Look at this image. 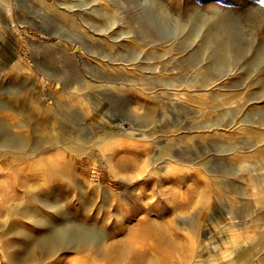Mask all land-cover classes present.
Wrapping results in <instances>:
<instances>
[{"label": "rangeland", "instance_id": "rangeland-1", "mask_svg": "<svg viewBox=\"0 0 264 264\" xmlns=\"http://www.w3.org/2000/svg\"><path fill=\"white\" fill-rule=\"evenodd\" d=\"M141 263L264 264V0H0V264Z\"/></svg>", "mask_w": 264, "mask_h": 264}, {"label": "bare ground", "instance_id": "bare-ground-1", "mask_svg": "<svg viewBox=\"0 0 264 264\" xmlns=\"http://www.w3.org/2000/svg\"><path fill=\"white\" fill-rule=\"evenodd\" d=\"M153 222V221H152ZM148 223V222H147ZM156 223V222H155ZM152 224H154V222L152 223ZM157 225V224H156ZM151 226H153V225H151ZM147 228H148V226H147ZM159 232V231H158ZM154 233H155V231H154ZM156 234V233H155ZM165 234H166V232H165ZM159 236V235H158ZM161 237V236H160ZM168 237V236H167ZM160 240V239H159ZM168 240H170V239H168ZM172 240V239H171ZM164 242V241H163ZM162 242V243H163ZM170 243V242H169ZM164 244V243H163ZM162 244V245H163ZM170 244H172V243H170ZM165 245H168L167 243L165 244ZM115 244H110V245H108V247H105V250H106V252L107 253H110L111 251H114V252H116V251H118V247H119V251L120 250H122V249H120V245L119 246H117V250L115 251L114 249H115ZM168 247H169V245H168ZM171 247H173V246H171ZM168 250V249H167ZM170 250V249H169ZM124 252V251H123ZM160 252V251H159ZM125 253V252H124ZM124 253H122V254H124ZM110 255V254H109ZM116 255H118L117 253H116ZM141 255V254H140ZM147 255V254H146ZM146 255L144 254L143 256L141 255L140 256V259H141V262H143V260H144V256L146 257ZM139 256V255H138ZM107 257V256H106ZM111 257V256H110ZM148 257V256H147ZM109 258V257H108ZM132 259V258H131ZM140 259H138V260H140ZM109 260V259H108ZM107 260V261H108ZM119 260V259H118ZM137 260V261H138ZM163 260V259H162ZM109 261H111V260H109ZM108 261V262H109ZM112 262V261H111ZM140 262V261H139ZM164 262V261H163ZM136 263H138V262H136ZM142 264V263H141Z\"/></svg>", "mask_w": 264, "mask_h": 264}]
</instances>
